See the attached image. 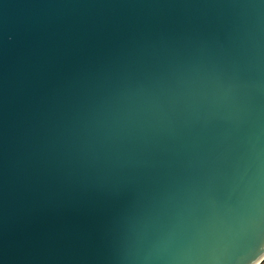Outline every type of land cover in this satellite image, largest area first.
Returning <instances> with one entry per match:
<instances>
[{"label":"water","instance_id":"water-1","mask_svg":"<svg viewBox=\"0 0 264 264\" xmlns=\"http://www.w3.org/2000/svg\"><path fill=\"white\" fill-rule=\"evenodd\" d=\"M264 0H0V264H261Z\"/></svg>","mask_w":264,"mask_h":264},{"label":"built area","instance_id":"built-area-1","mask_svg":"<svg viewBox=\"0 0 264 264\" xmlns=\"http://www.w3.org/2000/svg\"><path fill=\"white\" fill-rule=\"evenodd\" d=\"M262 264H264V260L262 261Z\"/></svg>","mask_w":264,"mask_h":264},{"label":"trees","instance_id":"trees-1","mask_svg":"<svg viewBox=\"0 0 264 264\" xmlns=\"http://www.w3.org/2000/svg\"><path fill=\"white\" fill-rule=\"evenodd\" d=\"M262 264V263H261Z\"/></svg>","mask_w":264,"mask_h":264}]
</instances>
